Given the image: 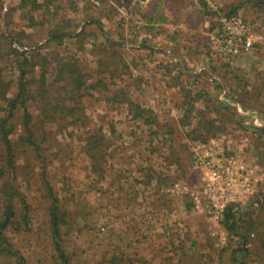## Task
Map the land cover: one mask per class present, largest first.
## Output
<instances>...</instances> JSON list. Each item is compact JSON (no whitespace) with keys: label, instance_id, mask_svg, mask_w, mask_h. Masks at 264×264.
I'll list each match as a JSON object with an SVG mask.
<instances>
[{"label":"rangeland","instance_id":"rangeland-1","mask_svg":"<svg viewBox=\"0 0 264 264\" xmlns=\"http://www.w3.org/2000/svg\"><path fill=\"white\" fill-rule=\"evenodd\" d=\"M35 1L39 8L21 6L19 0H0V78L10 83L7 97H12L17 90L16 54L38 49L40 56L46 57L49 62L34 68V82L29 85L32 99L27 105L33 115L35 140L43 149L42 158H38L32 148L20 140L25 136L22 112L15 110L11 120L14 131L10 140L15 145L13 151L17 167L15 185L30 208V223L26 230L8 231L10 243L20 250L28 264H59L49 231L50 200L45 196L44 174L59 200V206L67 212V224L60 230L69 264H231V254L240 244L238 238L223 226L211 223L207 214L197 213L188 196L166 192L168 187L178 182L190 189L197 188L198 177L190 165L191 144L202 142L200 139L203 137L209 139L216 136L218 132L214 133L204 119L218 118L217 114L210 112V105L200 99L193 112L184 117L181 88H174V91L169 88L170 79L164 80L160 87V82L153 80V86H158L159 91L146 88V96H138L135 92V100L143 108L157 112L155 120L163 128L155 129L156 125L151 128L142 122L138 126L130 115L120 110L123 105L127 108L121 98L119 100L123 104L108 101L119 94L120 87L130 92V86H137L136 77L139 75L133 72L135 66L128 65L132 63L130 51L124 48L115 50L116 56L112 58L110 51L102 56L93 54L98 55L105 66L111 62L108 67L102 66L103 72L93 59H86V52L76 48L80 43L73 38L86 27L96 33L98 40L102 39L104 31L98 32L99 26H103L99 12L111 18L115 30L121 32L129 23L125 19L127 12H133L134 8L129 7L126 1L112 5L105 0L103 8L97 9L86 4V7L75 6L67 0ZM212 2L214 11L207 9L202 2L199 5L203 4L205 15L211 18L210 25L214 24L215 30L220 16L238 14L250 25L256 37L264 38V19L260 9L253 7V0L249 3L245 0ZM91 19L99 22L98 27L91 23ZM197 21V17L186 18L187 24L196 25ZM65 31L68 37L61 41L52 39L54 34ZM209 34L206 39H200L197 34L192 36V51L187 49L186 55L188 58L197 56V62L194 61L192 69H188L193 72L197 65V81L193 75L187 74L185 88L215 96L217 92L214 82L210 80L212 77L220 82L224 93H227L225 87H235L238 94L234 99L238 100L239 85L244 82L252 87V94L258 90L261 92L258 99L264 106V42L249 53L227 62L214 50ZM78 40L84 45L91 41L89 37ZM60 42L61 46L58 44ZM200 54L204 57H199ZM75 56L79 58L77 64L83 75L84 86L80 91L71 93L73 86L68 81L60 80L57 75L59 67L56 65ZM182 56L180 59L172 57L177 64H183ZM120 61L121 64H115ZM199 62L205 66L204 69L200 68ZM173 68L175 71L176 68ZM141 70L144 71V68ZM202 71H206L208 76ZM41 72L45 74L44 87L36 82ZM118 80H122V85L117 83ZM171 85L176 87L177 82L173 81ZM57 98H63L66 106H74L70 114L72 116L63 122H45L41 113L44 110L42 103L52 104ZM133 98L129 96L126 101ZM197 111L203 112V115ZM168 112L171 116L172 113L179 115L168 120ZM229 112L232 114L233 110L229 109ZM223 113H226L222 116L224 126L215 124L219 126L221 134L234 128L227 118H232L233 114L221 112L220 115ZM3 114L5 105L0 101V117ZM60 116H64V113H60ZM234 118L237 120L235 114ZM239 121L246 127L254 123L250 119ZM258 123L264 127L261 120ZM94 128H102L98 132L104 138L100 148L102 151L107 149L109 153L95 163L101 172L108 175L107 179L101 178L103 173L92 171V160L87 152V148L97 139H91ZM249 134L246 143L242 144L240 140L229 142L230 151H227L250 165L264 169V132ZM136 147L139 148L138 153L135 152ZM108 155L113 158H108ZM5 158V146L0 140L1 168ZM149 171L153 176L148 180L145 175ZM115 174V178H109ZM114 179L115 186L111 184ZM160 183L161 186L157 187ZM3 184L4 181L0 186ZM145 184L149 187H145ZM136 188L138 194L131 196ZM263 193L262 183L257 191V199L263 200ZM250 201L241 205L247 207V211L238 216L239 223L264 221V203L257 206L255 201ZM15 208L17 217H20L21 207L15 203ZM1 213L0 199V216ZM249 239L247 248L252 253L249 263L260 264L255 261L254 253L262 254L264 259V248L256 237Z\"/></svg>","mask_w":264,"mask_h":264},{"label":"trees","instance_id":"trees-1","mask_svg":"<svg viewBox=\"0 0 264 264\" xmlns=\"http://www.w3.org/2000/svg\"><path fill=\"white\" fill-rule=\"evenodd\" d=\"M20 4L25 7L30 6L31 8H39V4L35 0H19ZM69 1L72 5H90L87 2H77L75 0H67ZM109 1V0H108ZM247 3L250 2V0H245ZM105 0L101 1V4L99 7H94L95 9L97 8H102V6L105 4ZM86 4V5H85ZM254 8L260 9L262 13V17L264 19V0H253L252 2ZM114 5V3L112 4ZM114 7V6H113ZM204 11L206 10L203 7ZM234 10V9H233ZM232 10V12H233ZM101 13L99 12V19H101ZM120 17L121 15L118 14ZM91 23L97 25L99 22L95 19L90 20ZM130 22V20H129ZM98 32H101V27L99 26ZM90 29H87L86 27L82 29L79 34L74 35L73 38L77 40V43H80L76 48H79L80 50H83V52H86L87 57L86 59H93L98 66V68H101L103 71V67H108L111 62L109 63L108 66H105L106 64H103L101 59H98V55L102 56L103 54L108 53L109 51L111 52L110 57H115L116 53L115 50H119L122 47L118 43H114L111 41L112 45L109 44L108 46H102V44H97L96 43V33L93 31H89ZM68 32H60L57 34H54L52 39L59 40L61 41L62 38L68 37ZM90 38V43L91 46L87 47L84 45L81 41L78 39H86L88 37ZM10 37V36H9ZM264 39V38H263ZM79 41V42H78ZM109 43V40L107 41ZM59 46H61V42L58 43ZM111 49V50H110ZM88 52V53H87ZM93 54H98L93 56ZM17 64H16V70L18 72V77H17V90L16 93L12 97H7V93L9 90L10 83L5 82L0 78V101L4 103L5 105V114H3L0 117V140L5 146V153H6V158L3 161L4 166L1 168L0 167V183L4 181V184L0 186V193H1V208H2V213L0 216V264H28L25 257L23 254L13 246V244L10 243V239L8 237V231H15V232H20L21 229H28L29 227V206L28 203L25 201L23 194L19 190V188L15 185L16 181V172H17V167L15 163V157H14V144L10 140V135L14 131V126L11 122L15 110H20L22 112V128L24 132V137H22L20 140L22 142L27 143L33 150L34 154L38 158H42L41 153L43 152V149L41 148V145L36 142V137H35V132H34V121H33V115L29 112L27 109V105H29V100L32 99V94L29 89V85L34 82V77L32 76L34 74V68L36 66L42 67V65L49 64L48 60L46 57H41L40 54L38 53L37 50H27L24 52H19L16 54ZM78 56H75L73 58H68V60H64L63 62L59 63V66L56 65L58 68V73L59 77L61 78L60 80L63 81H68L69 85L72 87L73 90L71 93L74 91H80L82 89L83 85V75L80 72V67L78 66ZM120 63H115L116 65L121 64ZM103 66V67H102ZM104 72V71H103ZM202 74H207L206 71H202ZM180 75V73H179ZM197 77V76H196ZM210 77V76H209ZM210 80L214 82L215 85V90L217 94L215 96H210L206 95V92H194L192 89L185 88V84H183L181 81H179V77L176 78L177 81V86L181 88V93L183 94V104L182 107L184 108V117L186 115H190L195 107L196 102H199L200 99H202L203 102H206V104L210 105V112H214L217 114L218 118H212L209 120H205L204 122L209 125L210 129L212 128L216 136H212L209 139H206V137L201 138L202 142H196V143H205L208 140L212 138H223L225 144H226V149L230 151V145L229 142L233 141H239L240 143H246L248 140L247 138L249 137V133L253 132H264V127H258L254 125V123L248 125L247 127L242 124L239 120L242 121H247L248 119L252 120L250 117L242 116L239 113L236 112L235 106L229 104L227 102L231 101L234 104H237L242 111L247 112V111H252L256 112V114L259 117V120H261L264 124V106H262L260 100L258 99L259 96L261 97V92L258 90L256 94H252L251 91L253 90L251 86L248 84H244V82H240L239 85V98L238 100L234 99L236 97L237 89L235 87H225L227 90V93L225 92L224 98L222 97V85L220 82L216 79H213L210 77ZM36 82H39L42 87L45 86L46 80H45V74L44 72H41L40 76L36 80ZM111 84V83H110ZM105 87V85H104ZM118 87V86H117ZM42 89V88H41ZM120 92L119 94H115L114 97L110 98L108 101L110 102H115L118 105V102L120 103H126L127 104V110H128V115L131 116V119L134 120V122L138 125L141 126L139 122H142L144 125L150 126H155V129H162L163 126L161 124H158L154 118V115L152 111L144 109L134 101H131L130 99L126 101L128 98V94L126 92L125 87H120ZM45 90V88H44ZM43 90V92H44ZM82 94V93H81ZM41 95V94H40ZM39 95V96H40ZM83 95V94H82ZM219 95V97H217ZM256 96V97H255ZM72 97V96H71ZM227 97V98H226ZM122 99V102L119 99ZM213 98V99H212ZM220 99V100H219ZM230 99V100H229ZM205 100V101H204ZM214 101L216 103H214ZM55 103V104H54ZM50 104V103H42L44 110L41 111L43 113V118L45 122L49 121L51 123L54 122H60L64 121L65 118L71 117L74 111V106H69L64 104L63 98L59 100L57 98L55 102ZM122 103V104H123ZM214 108L212 110V108ZM229 109H232L233 116L232 118H228V122L230 124H233L232 131L227 132L225 134H221L219 126H215V124L224 126V122L222 123V119L225 116L226 113L221 114V112H228L229 115H232L229 112ZM59 112V113H58ZM206 112L208 113V108H206ZM57 113V114H55ZM60 113H64V116H60ZM197 113H201L203 115V112L197 111ZM234 114L237 117V120L234 118ZM68 115V116H66ZM59 116V117H58ZM183 120V119H182ZM183 123V121H181ZM113 128V126H110ZM102 128H94L91 133V139L97 138L96 141L87 148V152H89V157L92 160V171L95 172H101V168L98 165H95L96 160H103L104 156L107 155L108 150L105 149L102 151V148H100V143L103 141V135H99L98 132H101ZM206 139V140H205ZM193 140V139H192ZM246 141V142H245ZM192 146L195 144H191ZM192 148V147H191ZM139 148H135V152L138 153ZM109 154V153H108ZM190 156H191V150H190ZM108 158H113L112 156L108 155ZM1 160V159H0ZM190 165L192 167L191 161ZM44 169V168H43ZM192 170L194 169L193 167L191 168ZM45 173V171H43ZM103 173V171L101 172ZM100 175V174H99ZM116 174L114 176H110L109 178H115ZM153 176V174L149 171V174L145 175L146 179H150ZM197 176V173H196ZM103 179H107L108 175H105V172L101 176ZM5 179V180H4ZM135 180V178H133ZM42 181L46 190V198H49L50 200V206L48 208V225H49V231H50V236H51V241H52V246L55 251L57 260L59 264H69V259L67 257V254L65 252V249L63 247V241H62V236H61V230L60 228L64 225L67 224V212L62 210L61 207L59 206V200L53 193V190L51 186L49 185V182L47 181L45 175L43 174L42 176ZM112 181V180H111ZM133 183V182H132ZM137 183V182H135ZM138 183H140L138 181ZM113 186H115V179L112 181ZM121 184V180H120ZM264 184V183H263ZM161 183L157 185V187H160ZM145 187H149V185L145 184ZM115 189H118L115 187ZM121 191L120 189H118ZM158 192V191H157ZM137 188L134 190V193L130 194L131 196L137 195ZM257 195H255L251 200L255 201V203L258 205L262 206V203H264V193H263V200L257 199ZM250 201V200H249ZM252 201H250L252 203ZM263 201V202H262ZM15 203L18 204L19 207L22 209V214L20 217H17V212L15 208ZM247 208V207H246ZM246 208H243L242 206H230L225 214L224 218L222 221V226L224 229L232 233L233 236L238 238V241L240 242L239 246L235 248V250L231 254V264H250L249 263V257L252 254L249 251V248H247L248 241L250 240L249 238L256 237V239L259 241V243L262 245L261 247L264 248V232H258L257 230L259 229L260 231H264V221H261V223L257 222H252V224H249L247 221H242V223H239L238 221V216H240ZM245 214V213H244ZM243 218V216H242ZM257 227V228H256ZM256 228V229H255ZM252 231V232H247V231ZM251 235V237H250ZM259 237V238H257ZM255 261L259 262L260 264H264L261 262H264V259L262 257V254L255 252Z\"/></svg>","mask_w":264,"mask_h":264},{"label":"crops","instance_id":"crops-1","mask_svg":"<svg viewBox=\"0 0 264 264\" xmlns=\"http://www.w3.org/2000/svg\"><path fill=\"white\" fill-rule=\"evenodd\" d=\"M118 1L122 3L125 0H109L111 4L117 3ZM199 3L193 2L192 0H153L146 7L140 8L139 6H135L133 7V12H130V10L127 12L125 19L130 20V22L126 23L127 25L121 32L116 31L113 22H110L111 18L109 19L102 13L100 21L103 24L101 30L104 33L101 34L102 39H96V43L99 45L102 44L104 47L109 44L112 45V41L118 43L120 47L129 50L132 54V63L129 62L128 65L135 66L133 72L139 75L138 78L136 77L137 86H130L128 88L129 90H134V92L131 90L130 92L126 91L128 97H134L131 101L137 103L134 93L136 92L138 96H143L146 94V88L159 91L158 86H153V80H158L160 87L163 85L162 82L164 80L170 79L171 81H168V85L173 91L177 87H173L171 84L173 81L177 82V77H179L178 82L181 81L183 84L187 81L185 79L187 74L193 75L194 80L197 81V65L195 70L191 72L192 63L194 61L197 62V56L188 58L186 51L187 49H191L190 45L193 42V34L199 35L200 39H206L208 37L207 34L210 33L209 35H211L215 32L214 24L210 25L211 18L205 15L204 6L203 4L199 5ZM194 17H197L199 20L197 24H187L186 18L192 19ZM108 40L109 43H107ZM91 44L88 42L86 46L89 47ZM181 55L184 56H182L184 62L183 64L179 62L177 64L173 57L180 59ZM199 57L204 56L200 54ZM175 63L179 66L178 69ZM199 64L201 63L199 62ZM173 67L176 68V72ZM204 67L203 64L200 65V68L204 69ZM141 68H144V71ZM189 68L191 69L188 70ZM117 83L122 85L123 82L122 80H118ZM120 110H123L128 115V110L125 105ZM152 113L156 119L155 115H157V112L152 110ZM170 114L169 112L166 113L168 120H172V116L176 114L179 115V113H172V116Z\"/></svg>","mask_w":264,"mask_h":264},{"label":"built area","instance_id":"built-area-1","mask_svg":"<svg viewBox=\"0 0 264 264\" xmlns=\"http://www.w3.org/2000/svg\"><path fill=\"white\" fill-rule=\"evenodd\" d=\"M87 2L99 7L102 0H75ZM129 7H146L153 0H125ZM202 2L207 9L214 11L212 0H192ZM213 48L221 59L230 60L249 53L264 40L256 37L250 25L238 14L220 16L218 27L210 35ZM224 92L222 97L224 98ZM236 112L250 117L256 126L259 117L256 112H244L231 101ZM223 138H212L205 143H195L191 148L190 161L197 173L198 186L190 189L183 183H174L166 192L174 195H186L190 198L197 213L207 214L208 220L215 226H222L226 210L230 206H241L257 195L259 186L264 183V169L250 165L234 154H229ZM207 208V210L205 209Z\"/></svg>","mask_w":264,"mask_h":264},{"label":"water","instance_id":"water-1","mask_svg":"<svg viewBox=\"0 0 264 264\" xmlns=\"http://www.w3.org/2000/svg\"><path fill=\"white\" fill-rule=\"evenodd\" d=\"M251 111H249V113H250Z\"/></svg>","mask_w":264,"mask_h":264}]
</instances>
